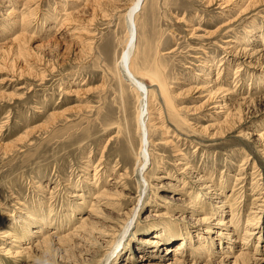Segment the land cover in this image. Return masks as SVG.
Listing matches in <instances>:
<instances>
[{
	"label": "rangeland",
	"instance_id": "rangeland-1",
	"mask_svg": "<svg viewBox=\"0 0 264 264\" xmlns=\"http://www.w3.org/2000/svg\"><path fill=\"white\" fill-rule=\"evenodd\" d=\"M115 1L0 0V264L105 262L126 219L120 213L132 207L140 193V207L132 212L137 215L125 238L116 243L108 264L170 262L182 236L189 234L162 242L158 235L166 225L191 232L192 243L188 240L182 248L188 261L195 257L191 246L202 243L206 245L202 252L208 251L202 253L200 264L207 260L264 264V230L260 232L264 226V0L224 4L221 0H148V19L140 11L138 27L143 35L148 28L152 40L150 68L142 67L147 70L142 78L153 95L167 77L166 87L174 93L181 115L175 116L165 101L153 97L151 104L158 113L151 115L159 117V124L152 132L156 144L151 147L159 163L153 159L145 167L151 182L146 190L144 184L140 190L143 173L141 168L136 170L142 156L135 124L140 94L132 89L119 63L128 28L125 12L111 6ZM119 1L123 8L131 0ZM218 27L220 38L212 41L225 48L215 61L205 63L206 56L195 48L200 37L214 36ZM230 46L240 48L238 57L232 58ZM244 47L255 52L247 58ZM220 66L230 71L226 75L223 70L219 76L221 86L228 88L218 95L223 104L209 101L207 90L216 84ZM231 119L233 124L227 121ZM118 123L124 133L131 132V153L124 148L130 143L119 135ZM165 128L169 132L164 133ZM165 135L174 144H161ZM99 163L103 168L97 171ZM182 165L185 172L179 169ZM236 174L244 176L237 179ZM198 175L208 179L205 183L212 187L207 190L213 191L203 192L212 198L203 196L212 208L204 223L190 219L203 215L193 214L197 205L189 202L204 187ZM110 177L105 186L118 192L107 195L111 204L91 213V202L97 200L92 199L95 187L103 190ZM222 199H227L226 212L217 208ZM259 203L261 217L250 223L253 233L248 242H237L227 256L226 234L234 227L228 230L220 224L223 212L227 221L232 206L246 226ZM161 212L166 215L157 219ZM85 216L91 220L88 229L78 227ZM244 229H240L242 237ZM220 230L225 236L218 234ZM200 231H204L202 239ZM45 236L54 242L48 240L43 250L40 241ZM212 238L214 246L208 247ZM242 244L255 258L236 263L235 252ZM141 252L147 261H138Z\"/></svg>",
	"mask_w": 264,
	"mask_h": 264
},
{
	"label": "bare ground",
	"instance_id": "bare-ground-1",
	"mask_svg": "<svg viewBox=\"0 0 264 264\" xmlns=\"http://www.w3.org/2000/svg\"><path fill=\"white\" fill-rule=\"evenodd\" d=\"M118 3H117V2ZM115 1V3H111V6L114 8V9H116V10H121V11H124L125 13H123V17H125V22H126V26H127V28H128V31H127V37H126V39H125V41H124V46H123V48H122V54H120V61H119V63H120V65L122 66V68H123V72H124V74H126V76L128 77L127 79L128 80H130V83H131V85H132V89L134 88V89H136V91L140 94V105L141 106H138V109H137V112H136V127H137V131L139 132V135L141 136V146H140V154H142V156H140L139 157V155L137 156V157H139L138 159H137V161H138V167H136V170L138 171L140 168V170H141V173H143L142 174V178L144 179V181H143V183L142 182H140V185H139V188H140V190H142L143 189V184H144V189L146 190L147 188H148V185H151V182H150V180H148V175H147V173L145 172V167H146V165L148 164V162L149 161H152L153 159H154V162H156V163H159V161H156L157 160V158H156V154L154 153V149H152V147H151V145H154V144H156L155 143V141H154V139L152 138V132L154 131V128H155V126H157V124H159V121H158V119H159V117H157V116H154V115H151V113H155V114H157L158 112H157V110H155L154 108H153V106H152V102H153V97L154 96H156V97H159V99H162L163 101H165L169 106H170V108H171V111H172V113L175 115V116H181L180 115V110H179V108H178V106H177V104L175 103V101H174V98H173V92L172 93H170V91H169V89H168V87H166V83H165V81L168 83V79H167V77H165L164 76V80H160V82H161V88H160V92L159 93H153V95H152V92H154V90H151L148 86H147V84H146V82H145V80H144V78H142V74H145L144 72H147V70H145V69H142V67H144V66H146V65H148L147 67H149V65H150V63H149V58H150V53H149V51L151 50V47H152V40H151V35H150V30L148 29V28H146L145 30H144V35H143V33L140 31V29H139V27H138V18H139V15H140V11L142 10V11H145L146 12V15L143 13V15L148 19V11H150V10H146V8H145V5H146V3L148 2V0H131L127 5H123L124 7L122 8V5H120L119 4V0H116ZM210 1V0H209ZM220 1V0H219ZM89 2V1H88ZM109 2V1H108ZM122 2V1H121ZM126 2H128V1H126ZM228 2V0H221V4H224V3H227ZM157 3H158V1L156 2V5H157ZM88 4V3H87ZM91 4H92V2H91ZM120 5V6H119ZM156 5H154V4H152V7H151V10H154L155 9V6ZM92 8V7H91ZM77 9V8H76ZM87 9V8H86ZM66 10V9H65ZM79 10V9H78ZM114 15V14H113ZM75 16V15H74ZM184 17V16H183ZM21 18H23L22 16H21ZM195 20V19H194ZM205 22V21H204ZM201 23V22H200ZM198 24V23H197ZM210 24V23H209ZM63 26V25H62ZM91 26H93V25H91ZM209 26V25H208ZM204 27V26H203ZM222 31V29H220V27H218L217 29H216V31H215V34H214V36L212 35V37H206V36H204V37H200L199 39H200V43H198L199 45L195 48V49H197L199 52H201V53H203L206 57V59H204L203 60V62H205V63H208V61H215L216 60V58H217V56H218V53L220 52V49H224L225 47H223L221 44H219V42L218 41H212V40H214L216 37L219 39L220 37H219V35L221 34H218L219 32H221ZM231 31V30H230ZM80 33V32H79ZM255 33V32H254ZM252 35V34H251ZM19 36V35H18ZM78 36V35H77ZM207 42V43H206ZM234 42V41H233ZM232 42V43H233ZM230 43V42H229ZM6 44V43H5ZM144 44V45H143ZM211 44H212V46L213 47H211ZM255 44V43H254ZM1 45V44H0ZM161 44H160V41H159V46H160ZM248 46V45H247ZM243 47V46H242ZM228 48H230V51H229V53H230V55L232 56V58L234 59V57L236 58V57H238L239 55H240V48L239 47H237V46H235L234 48H232V46H230V47H228ZM263 48V47H262ZM262 48H260V49H258L257 51L258 52H260L261 53V50H263ZM250 49H252L251 47H244L243 49H241V50H247V52H245V56L248 58L250 55H253V53L255 52V50H253L252 52L251 51H248V50H250ZM160 54V49L159 50H157V52H156V56H158ZM161 56H167V54L166 53H162L161 54ZM222 56V55H221ZM226 56V55H225ZM224 56V57H225ZM243 56V55H242ZM223 57V56H222ZM203 62H202V64H203ZM231 62H233V61H229V63H231ZM250 61L248 60V63H249ZM221 64H223V63H221ZM202 66V65H201ZM223 66V65H222ZM222 66H220V67H217L216 69H217V78H218V80H217V82H216V84H214V85H208V86H210V88L208 87V91H209V94H210V96H209V101H212V99H214V103H219V104H223V103H221V101L220 100H218V98L220 97V96H218L219 95V93L221 92V91H225V89H228V88H225L224 89V87H222L221 86V80H219V76L221 75V73L223 72V70L225 71V73H226V75H230V71H228L227 70V66L226 67H222ZM150 68V67H149ZM210 68H211V66H210ZM230 68V67H229ZM228 68V69H229ZM206 69V68H205ZM209 69V68H208ZM211 70V69H210ZM230 70V69H229ZM236 73V72H235ZM203 75V74H202ZM198 76V75H197ZM206 76V75H205ZM210 76V75H209ZM223 76V75H222ZM205 79V78H204ZM203 80V79H202ZM207 80V79H206ZM212 81V80H211ZM249 81V80H248ZM223 82V81H222ZM237 82V81H236ZM209 83V82H208ZM212 83V82H211ZM232 83V82H231ZM82 84H84V83H82ZM204 84V83H203ZM222 84H224V83H222ZM260 84V83H259ZM258 86V85H257ZM195 87V86H194ZM200 87V86H199ZM133 89V90H134ZM194 89V88H193ZM192 89V90H193ZM198 90V89H197ZM196 90V91H197ZM235 90V89H234ZM202 92V91H201ZM232 92V91H231ZM230 91L228 92V93H231ZM191 93V92H190ZM199 93H200V91H199ZM227 93V94H228ZM205 94V93H204ZM143 96V97H142ZM203 96V95H202ZM247 96V95H246ZM246 96H241V97H243V98H245ZM142 97V98H141ZM215 97V98H214ZM225 97V96H224ZM240 97V98H241ZM193 99V98H192ZM198 99V98H197ZM199 100V99H198ZM207 100H208V98H207ZM243 100V99H242ZM247 100V99H246ZM188 101V100H187ZM197 101V100H196ZM244 101H245V99H244ZM224 102V101H223ZM209 103V102H208ZM242 103V102H241ZM244 103V102H243ZM250 103H251V101H250ZM249 103V104H250ZM180 104V103H179ZM204 104H206V103H204ZM248 104V103H247ZM245 105V104H244ZM256 106V105H255ZM198 107V106H197ZM205 107V106H204ZM217 107V106H216ZM218 107H222L221 105H219ZM157 109V108H156ZM201 109V108H200ZM196 111V110H195ZM216 114H220V113H218V112H215ZM224 113V112H223ZM229 113V112H228ZM222 114V113H221ZM160 115H162V114H160L159 113V116ZM215 116V115H214ZM221 116V115H220ZM219 118V117H218ZM229 118V117H228ZM225 121V120H224ZM227 121H232V119L231 120H227ZM128 122V121H127ZM217 122V121H216ZM232 123V122H231ZM230 123V124H231ZM160 124H161V122H160ZM229 124V123H228ZM233 124V123H232ZM164 125V124H163ZM117 127L119 128V135L121 136V138H123V137H127L128 138V140H129V143H130V145H124V148H126V149H129V151H130V153L132 152V145H131V140H132V136H131V132L130 131H127V132H123V130L121 129V125H120V123H118V125H117ZM169 128H165L164 129V133H166V132H169ZM196 130H193V132H195ZM264 132V131H263ZM260 135H262V133L260 134ZM166 136V135H165ZM178 136H180V134H178ZM112 138V137H111ZM165 140L161 143V144H163V145H168V144H174L173 143V139H171L170 138V136L169 135H167L165 138H164ZM117 140H119V139H117ZM178 145V144H177ZM176 148V147H175ZM139 151V150H138ZM175 151V150H174ZM178 152L180 151V150H177ZM135 152V151H134ZM182 153V152H181ZM176 154H177V152H176ZM183 154V153H182ZM129 159H130V157H129ZM131 160V159H130ZM179 163H182V161H180ZM178 163V164H179ZM100 164V163H99ZM247 164V163H246ZM255 164V163H254ZM88 165H90L91 166V164H90V162H88ZM96 165V164H95ZM180 165V164H179ZM97 166V165H96ZM103 168V166H101V164H100V167H99V169L98 168H96V170L97 171H100L101 169ZM179 169H181L182 171L181 172H185V170H186V168L182 165V166H180L179 167ZM96 172V171H95ZM193 173V172H192ZM200 173V172H199ZM97 174V173H96ZM95 174V175H96ZM196 174V173H195ZM235 175V174H234ZM110 176V175H109ZM200 178V184L201 185H203L204 187H202V188H200V190H199V192H197L196 194H194L193 196L194 197H196V199H195V201H193L192 199H190L189 200V202H190V205L191 206H195V205H197V208H196V210L197 211H195V213H193V214H197V212L198 211H200V212H202V216H191L190 217V219H191V221H192V219H193V217H196L193 221H196V223H204V222H208V219H209V217H207L206 215L208 214L207 212H212V208H210L209 207V205L208 204H206V202L204 201L205 200V197L206 198H208L209 200H211L212 198L210 197L209 198V196H206V194L205 193H203L204 191L205 192H213V191H209V190H207V189H209L210 187H212L211 185H207L205 182H206V180H208V179H206L205 177H203V176H200V175H198ZM232 176V175H231ZM244 176V175H243ZM243 176L241 177V176H239V175H237L236 174V178L237 179H241V178H243ZM159 177L161 178V176L159 175ZM213 177V176H212ZM203 178V179H202ZM111 179V177L110 178H108V179H106L104 182V189L103 190H101V186L100 187H95L97 190L94 192V194H93V197H92V199H94V198H96L97 200H96V203L95 202H91V208H90V212L91 213H95V212H97L100 208H102V207H100V205H109V204H111V202H110V200H109V198L107 197V195H111V192L112 191H110V190H114V189H112V188H109L108 186H105V185H107V183L106 182H108V180H110ZM261 179V178H260ZM90 180H92V179H90ZM255 181V180H254ZM94 182V181H93ZM111 182V181H110ZM119 182V181H118ZM111 183H113V184H117V182H111ZM58 184V183H57ZM147 184V185H146ZM99 185V184H98ZM184 185H186L185 183H184ZM257 185H259V184H257ZM57 186V185H56ZM63 186V185H62ZM114 186V185H113ZM260 186V185H259ZM115 187V186H114ZM256 187V186H255ZM118 189H120L121 190V188H118ZM252 189V188H251ZM257 189V188H256ZM258 190V189H257ZM115 191V190H114ZM89 192V191H88ZM118 191H116V192H112V193H117ZM216 192H218V191H216ZM252 193V192H251ZM78 195H82V194H78ZM86 196V195H85ZM141 193L138 195V197H136L135 199V201H134V204H132V207H130L129 209H127V210H123L122 211V213H120L122 216H124V218H126L125 219V221H123V223L119 226V228H118V236H117V238L112 242L113 244H111V246H110V248L107 250V252H106V254H105V257H106V261L104 262L103 260H102V262H101V264H108L109 263V261H110V259H111V257H112V255H113V252H114V250H115V245H116V243L117 242H119V240L120 239H124L125 238V236H126V233L127 232H129V229H130V224H132L133 223V217H135L137 214H135V215H133V213L132 212H134V210H135V208H136V206L138 207L139 205H140V202H141ZM203 196H205L204 198H203ZM239 196V195H238ZM237 196V197H238ZM218 197V196H217ZM229 198H230V196H229ZM259 199V198H258ZM262 199H263V201H264V195L262 196ZM242 200V199H241ZM79 201V200H78ZM202 201H204V203L202 202ZM213 201V200H212ZM221 201H224V203L222 204V205H220V206H218V205H216V206H218L217 208L219 209V210H223L224 209V205H226L227 203H226V201H227V199L226 200H224V199H222ZM255 202H256V200H254ZM258 201V200H257ZM83 201H79V203L81 204ZM253 202V201H252ZM181 203H183V200H182V202ZM254 203V202H253ZM256 205V204H255ZM227 206V205H226ZM261 206H262V203H259L258 204V206H257V208L258 209H254V210H250L251 211V216L249 217L248 216V219H246L247 221H246V226H242V219L243 218H241L242 217V215H240V216H238V217H236L237 216V212H236V210L235 209H233L232 208V206H231V210H228L229 211V215H231L230 216V218L227 220V221H225V219H226V217H224V212H223V218H225L224 220H222L221 221V223L220 224H225L226 226V229H228V230H231L232 229V227H234V229H232V231H230V232H227V237H228V239L230 240V243L228 244V246L224 249L225 250V252H227L228 253V255L227 256H229L230 254H231V250L234 248V246L236 245V246H238L236 243L237 242H242V243H246V242H248V235L249 234H252L253 233V231L252 230H250V229H253V228H250V223H252V222H254V221H256V220H260V219H257L258 217H261L260 215L258 216V212H260L259 211V209L261 208ZM140 207V206H139ZM196 207V206H195ZM215 207V206H214ZM73 208V207H72ZM144 208V207H143ZM88 211V210H87ZM101 211V210H100ZM121 211V210H120ZM224 211H225V209H224ZM227 211V212H228ZM226 212V211H225ZM31 213V212H30ZM132 213V214H131ZM207 213V214H206ZM50 214V213H49ZM156 213H153L152 215H155ZM215 214H218L217 212H215ZM160 215L161 216H165L166 215V213H163V212H161V213H159L158 215H157V219H160L161 217H160ZM250 215V214H249ZM45 217H46V215H45ZM92 217V216H91ZM90 217V218H91ZM28 218V217H27ZM89 218V216H85L83 219H81L80 218V220L82 221L81 222V224L78 226V227H80V228H82V227H85L86 229H88L87 227H86V224H87V222H89V221H91V220H87ZM42 219V218H41ZM93 219V218H92ZM221 219V218H220ZM61 220V219H60ZM93 220H95V219H93ZM245 220V219H244ZM46 221V220H45ZM97 221V220H96ZM100 221V220H99ZM99 221H97V222H99ZM53 222V221H52ZM54 222H55V220H54ZM93 222V221H92ZM96 224V223H95ZM63 225V224H62ZM257 225V224H256ZM44 226V225H43ZM75 226V225H74ZM188 226L190 227V226H192V225H190V223H188ZM230 226H232V227H230ZM252 226V225H251ZM209 227V226H208ZM242 227V228H241ZM79 228V229H80ZM200 228H202V227H200ZM199 228V229H200ZM245 228V229H244ZM258 228V227H257ZM38 229V228H37ZM76 229H78V228H75V230ZM209 229H212V227H210ZM222 229V228H221ZM239 229V230H238ZM240 229H244L245 230V232H244V235L245 236H241V230ZM36 230V229H35ZM34 230V231H35ZM201 230H203V229H201ZM218 230V229H217ZM263 230H264V226H261L260 227V232L262 233L263 232ZM46 231V230H45ZM205 231H207V233H210L209 232V230L207 229V230H205ZM212 231V230H211ZM223 230H220V231H218L219 233V235L220 234H222L221 235V237L222 236H225V234L224 233H226V232H222ZM52 232V231H51ZM183 232H187L188 234H189V236L188 235H183L182 236V241L179 243V244H177V249H175V253L173 254V258L171 259V261L170 262H168V263H163V262H161V263H155V264H200V262L199 261H202L201 260V258L200 257H205V255L204 256H201L202 255V253L203 252H205V251H208L207 249L205 250V251H203L202 252V250L203 249H205V247H206V245H204V244H202V243H200L199 241V243L200 244H198V246L195 248V247H193V245L191 246V249H192V256H195L194 258H192L191 260H193V262L192 263H190L191 262V260H187L186 259V253L184 252V250H182V248H184V244H186V242L188 241V240H190V242L192 243V234H191V232H188V231H183V229L181 228V227H179V225H177V227H174V226H170V225H166V226H164L163 228H162V230H161V232H160V234L158 235L159 236V240L160 241H162V242H166V240L167 239H172L173 237H180L179 236V233H181V234H183ZM204 231H200L199 233H198V235H199V239H202L203 237V233ZM212 232H215L214 230L212 231ZM43 233V232H42ZM50 234H52V233H50ZM58 234V233H57ZM13 235H15V234H13ZM177 235V236H176ZM12 236V235H11ZM50 236V235H49ZM49 236H45L44 238H43V240H41L40 242H41V248L44 250V246L48 243V240H50L51 241V243H53L54 242V239L52 238V237H49ZM252 236V235H251ZM16 238H17V235L15 236ZM66 238H67V236H65ZM208 237H210V236H208ZM241 237V238H240ZM62 238V237H61ZM260 238H262V236H261V234H260ZM64 239V238H63ZM122 239V240H123ZM130 239V238H129ZM122 240L120 241V242H122ZM37 242V241H36ZM39 242V243H40ZM38 243V244H39ZM213 243H215V239L214 238H212V242H210L209 244H208V247H213L214 245H213ZM14 244H16V243H14ZM244 244H242L241 245V248H239L238 250L239 251H236L235 253H238L235 257H236V263L239 261V260H241V259H244V258H249V259H251L252 257H253V259L255 258L254 256H252L253 254H251L250 253V250H248V252L246 251V250H244V248H247L246 246L244 247ZM130 245H131V243H130ZM246 245V244H245ZM27 246V245H26ZM157 246V245H156ZM236 246H235V248H236ZM29 247V246H28ZM222 248H224V247H222ZM168 249V251H169V249L170 248H167ZM213 249V248H212ZM28 250V249H27ZM256 250H259L258 249V246H257V248H256ZM167 251V252H168ZM260 251V250H259ZM30 252V251H29ZM149 253H151V252H149ZM153 253V252H152ZM254 253H256V252H254ZM142 254H145V253H143V252H141V253H139L138 254V261H147L148 260V258L147 259H144V255H142ZM146 255V254H145ZM229 258V257H228ZM203 261H204V259H203ZM141 264H147V263H144V262H142ZM148 264H150L149 262H148ZM152 264H154V263H152ZM201 264H202V262H201ZM204 264H211L210 263V261H205V263ZM212 264H214V262H212Z\"/></svg>",
	"mask_w": 264,
	"mask_h": 264
}]
</instances>
